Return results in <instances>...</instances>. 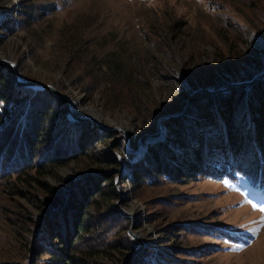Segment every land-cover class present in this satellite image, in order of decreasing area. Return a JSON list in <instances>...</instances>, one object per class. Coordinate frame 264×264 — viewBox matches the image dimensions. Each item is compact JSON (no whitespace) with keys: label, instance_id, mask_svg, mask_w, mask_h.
Returning <instances> with one entry per match:
<instances>
[{"label":"rangeland","instance_id":"374dc122","mask_svg":"<svg viewBox=\"0 0 264 264\" xmlns=\"http://www.w3.org/2000/svg\"><path fill=\"white\" fill-rule=\"evenodd\" d=\"M0 14L11 20L9 30L0 29V72L8 61L20 81L54 85L73 114L106 127L100 129L109 136L93 151L107 149L119 163L114 171L102 156L85 153L47 173L1 179L0 264L29 263L34 221L57 202L55 189L105 170L118 191L107 205L125 216L103 220L108 238L127 243V233L143 244L100 261L125 264L144 246L150 263L162 250L169 256L158 264H264V196L242 188L240 175L133 187L126 177L131 161L122 159L125 149L140 152L162 139L165 120L197 105L198 92L263 71L264 0H0ZM188 222L218 232L176 225ZM48 259L41 254L37 264Z\"/></svg>","mask_w":264,"mask_h":264},{"label":"trees","instance_id":"16d2710c","mask_svg":"<svg viewBox=\"0 0 264 264\" xmlns=\"http://www.w3.org/2000/svg\"><path fill=\"white\" fill-rule=\"evenodd\" d=\"M10 21L0 19V29L9 30ZM261 31L259 43L264 42V28ZM237 65L244 66L240 61ZM16 74L22 80L17 68ZM194 101L197 105L191 104L183 115L165 120L162 139L148 142L140 152L124 150L122 159L131 161V173L126 175L130 184L240 175L242 188L264 196V77L254 76L224 90H202ZM64 111L63 98L49 88L17 84L7 68L0 72V180L12 175L19 179L21 174L24 179L31 169L47 173L85 153L102 156L118 171V160L111 151H93L94 143L109 132L87 120L68 119ZM116 186L114 174L105 170L78 180L64 192L55 189L57 202L34 221L28 264H37L41 254L49 256L46 264H108L99 260L108 252L127 256L126 249H136L139 241L127 233L121 236L127 243L108 238L110 229L103 225L106 217L120 215L107 205L118 198ZM176 225L187 230L200 227L208 234L218 232L216 226ZM151 254L143 246L125 264H158L169 256L158 251L150 263Z\"/></svg>","mask_w":264,"mask_h":264},{"label":"water","instance_id":"95a60500","mask_svg":"<svg viewBox=\"0 0 264 264\" xmlns=\"http://www.w3.org/2000/svg\"><path fill=\"white\" fill-rule=\"evenodd\" d=\"M1 15H2V14H0V16H1ZM5 63H6V65H7V67H8V70H9V72H10V74H11L13 80H14L17 84H39V85H41V86H44V87L49 88L51 91H53V92L57 93L58 95H60V96L63 98V100H64V103H65V109H66L65 115H66V117H67L68 119H71V120H89V121H91L90 119H87V118L84 117V116H77V115L73 114L72 111L70 110V107H69V101L66 99V97H65L62 93L56 91L53 87H51V86H49V85H47V84H45V83H42V82H35V81H20V80H17L16 72H15V70H14L12 64H11L10 62H8V61H5ZM261 76H264V69H263L262 72H260L258 75H256L255 78H259V77H261ZM168 116H169V114H164L163 116H161V117L158 119V123H157V129H158V130L160 129V127H159V125H158L159 122H162V120H163L165 117H168ZM95 126H97V127H99V128H104V129L106 128V127H104V126H100V125H98V124H95ZM119 161H120L121 166H123V162H122L120 159H119ZM126 214H129V215L132 216V213H128V212H127ZM131 226H132V223H131L130 227H131ZM137 238H138V237H137ZM138 239H139V238H138ZM140 243H141V246H142L143 241L140 240Z\"/></svg>","mask_w":264,"mask_h":264},{"label":"snow or ice","instance_id":"6c2138e0","mask_svg":"<svg viewBox=\"0 0 264 264\" xmlns=\"http://www.w3.org/2000/svg\"><path fill=\"white\" fill-rule=\"evenodd\" d=\"M260 210H261V211H264V208H261Z\"/></svg>","mask_w":264,"mask_h":264}]
</instances>
